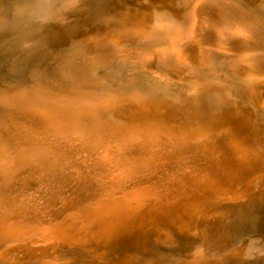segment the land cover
Returning <instances> with one entry per match:
<instances>
[{
	"label": "rangeland",
	"instance_id": "1",
	"mask_svg": "<svg viewBox=\"0 0 264 264\" xmlns=\"http://www.w3.org/2000/svg\"><path fill=\"white\" fill-rule=\"evenodd\" d=\"M86 1H4L1 6L3 11L0 12V95L16 92V87L34 89L39 86L41 89H47L48 92L50 90V93H67L73 99L77 97V92L84 90L83 92L87 91L86 94L90 93L88 96L92 94L91 97L96 99L99 97L98 100L103 98L102 104L98 107L102 109L101 113L116 125L142 123L147 117L152 121L169 123H175L178 119L177 124L193 130L195 135L201 133L199 138L193 136L191 145L186 142L181 144L179 141L178 147L180 148V145L182 147L178 148V151L181 154L175 155L172 151L168 158L166 157V162L161 165L159 163L161 161L157 160L154 177L146 179L152 185L166 184L165 191L161 192L169 197L170 202L175 201L177 197L178 202L174 205L178 207L183 204L180 209L182 212H176L180 207L172 210L174 207L172 206L170 211L173 213H168L165 207L169 204L163 202V212H152L153 214L144 215L145 217L142 216L140 220L134 215L111 231H97L94 228L96 230L94 233L93 229H87L90 233L83 235L81 242L77 241V244L62 240L58 242L55 239H52L54 243L52 246L48 242L47 245L46 242L35 239L30 241L24 238L15 241L16 238L8 230L2 234L0 241V249H6L4 254H0L2 261L0 263L40 264L38 261L44 258V261L50 263L53 259L50 257L56 255L58 264L59 262L60 264H264V211L253 214L245 210L246 206L255 208V201L264 198V109L245 99L246 87L241 83L234 84L231 76L233 72L224 66L225 60L228 59L227 62L230 63L242 55L241 43L234 44L230 38L235 35V28L243 25L244 29L240 35L249 34L250 49L258 51L260 53L258 59L263 62L258 64L259 60L255 58L256 66L252 68L256 71L263 70L260 76H264V0ZM198 7H202L204 15H207L209 20L213 18L211 22L214 19V21L226 19L228 24L223 23L227 26L226 29H221L218 24L216 26L229 35L227 43L230 48L216 47L214 38L205 33V30L209 29L207 21L197 20L196 23L203 32L197 36V39L203 41V47L210 53L214 52V55H209L213 60L189 62L167 55L169 62H179L180 66L169 65L166 69L168 72L166 70L162 72L164 75L166 73V79L154 74L156 71L150 72L148 68L138 64L136 59L140 53L154 61L156 55L154 51L148 50V44H156L159 50H163L162 44L166 40V32L172 29L174 21L183 20L188 12H194ZM90 18H94L91 23ZM246 26L252 32L246 31ZM209 37L212 39L210 40ZM180 38L183 44L191 45L189 42L191 39L187 34H183ZM116 39H123V45L115 43ZM210 53L200 55L205 56ZM45 64L49 67H45ZM247 69H249L247 66L241 71L233 68V74L241 81L249 76ZM196 87L200 89L198 93L194 92L197 91ZM48 92L43 90L41 94ZM112 102L114 106H111ZM6 107L7 105L0 103V120H4L0 121V134L9 138L7 141L11 143L14 131L17 129L21 131L23 142L28 141L26 138L32 139L35 134L37 138L34 136L35 141H31L30 144L32 147L41 145L44 136L49 134L48 127L37 124L39 128L38 126L32 128L25 125L29 115L33 116L30 114L32 106L21 104L16 107L19 109L17 113L21 112L24 116H22L24 119H21L23 122L21 127L20 123L16 125L11 122L15 113L9 112ZM72 109V112H79L83 117L94 118L88 108L86 109L89 111L83 108V112L78 106ZM35 118L37 122L46 121L41 115ZM83 121L84 119L79 120V124L83 127L93 125ZM98 128L104 130L105 125ZM29 133L31 137L28 136ZM76 136L72 134L68 138L75 140L73 142L75 144L81 137L82 143L83 136ZM57 137L63 136L60 134ZM35 142L40 143L38 145ZM10 143H7V146L0 145V148L8 154L7 159L0 158V165L5 161L8 165L12 163L16 167L13 168L14 175L11 173L9 177L10 181L7 179L6 183L2 182L0 176V187L3 183L0 188V200L2 199L5 204L9 198L14 204V201L21 200L20 196H22L21 198H26L25 200L33 205L37 204L34 207L45 208V211L43 209L36 211L38 210L36 208L32 212L34 208L32 206V210L25 213H29L28 216L31 215L33 218L37 217L39 225L48 218L55 223L61 224L62 221L67 223L65 219H68L69 213L91 204L95 196L103 199L109 196L107 193H100L97 188L100 181L97 183L94 180L93 183L92 173L79 175L80 179L77 176L75 169L79 165L84 170L83 173H86L90 164L88 154L83 151H86V148L71 146L68 158L62 159L64 164L59 162L58 167L55 165L56 169L52 168L46 172L42 165L39 166L40 162L34 163L33 158H27L29 155L19 154L22 149ZM233 143H236V146L237 144L244 146L243 153L235 155ZM62 146V143H54L52 147L54 152L62 155L64 152ZM9 155L11 159H8ZM133 156L140 157L139 154ZM56 163L57 161L50 164L55 167ZM18 164L20 166H17ZM102 164L110 165V162L103 160ZM135 166L139 169L142 167L139 163H135ZM29 168L34 170L36 168L37 171L32 169L34 171L32 172ZM206 176H211L213 184H210L211 180H206ZM99 178L104 184L109 179L105 175ZM215 187L219 189L218 191L226 193H216ZM239 191L241 194L235 195ZM191 203L194 207L198 203V207L202 210L195 212L193 205L192 207L189 205ZM143 210L137 211V214H142ZM241 214L243 217L248 216L245 220L242 217L244 221L249 219V222L257 225L247 234L236 235L224 224L232 218H240ZM26 217L21 220H27ZM194 220L202 223L195 225L196 229H192ZM61 226L64 227V224ZM45 244L46 250L43 255L40 254L42 251L40 248ZM197 249L203 251L205 256L201 255L200 260L195 261L191 257Z\"/></svg>",
	"mask_w": 264,
	"mask_h": 264
},
{
	"label": "bare ground",
	"instance_id": "2",
	"mask_svg": "<svg viewBox=\"0 0 264 264\" xmlns=\"http://www.w3.org/2000/svg\"><path fill=\"white\" fill-rule=\"evenodd\" d=\"M4 1L5 0H2V2H0L1 6L4 3ZM188 13L189 14H187V17H185L183 20L182 19L175 20L174 24L172 26V29H170V31H167L166 35L164 34L166 36L165 37L166 40L162 44L164 46L163 50H159L158 46L156 44H151V45L148 44V46H147L148 50L154 51L153 53H155L156 59L154 58L155 56H153L154 61L150 60L149 58L146 57L145 54L140 53V54H138V58L136 59V60H138L137 61L138 64H141L144 68H148L150 72L156 71L154 74H159L160 77H164L166 79V77H165L166 73L164 75V74H162V72H166L167 71L166 69L169 67V65L173 64V65H176L178 67L180 66L179 62H176V61L174 63L169 62L168 58H166L167 55H173L176 58L179 57V59L182 58V59L189 61V62H191V61H193V62L194 61H200V62L211 61L212 58H210L209 55L213 54L214 52L210 53L209 50H207L203 47V41L197 39V36L199 34L203 33L200 29V25L196 23L197 20L198 21H203V20L207 21L206 24H207V26H209V29L205 30L206 32L205 31L204 32L208 33L209 36L214 38V45L216 47H226V48L231 47L227 43V40H229V35L226 34L225 32H222L221 30H219V28H217V26H216V24H218L219 25L218 27H220L221 29H226L227 26L223 25V23H227L226 19H223L224 21L223 20L219 21L218 19H217L218 21H214L215 20L214 19L213 22H211V20L213 18L211 20H209V17L207 15H204V11H203L202 7L195 8L194 12L190 11ZM248 15H249V13H248ZM203 16H205V17H203ZM250 17H253V16H250ZM239 18H241V16ZM255 18H256V16H255ZM254 21H256V20H254ZM258 21H259V19H258ZM234 27H235V25H234ZM229 28H228V30H229ZM242 29H244V26L238 25L235 28L236 31H234V34H235L234 36H239V38H234V36L232 38H230V40L234 44L235 43L236 44L241 43L242 49H243L242 55H240L239 59H235V61H232V62L230 61V63L227 62L228 59L225 60L226 62L224 64V66L229 68L233 73H234L233 68L238 69L239 71L245 69L246 66L249 68V69H247L249 76L246 79L241 80L242 81L241 82L237 79L235 74L232 73V75H231L232 81L234 84H237V85L239 83L243 84V86L246 87L245 99H247L250 103L256 105L257 107L259 106L260 108L262 107V109H264V76L263 77L260 76V74L262 73L263 70L256 71L255 69L252 68L253 65L256 66V64H254V63H256L255 58L258 59L260 56V53L258 51L250 49L251 44H250V40H249V34L248 35H240V32L242 31ZM245 29L248 32L250 31L248 26H246ZM250 32H252V31H250ZM253 32H254V30H253ZM183 34H187L190 37V39H191L189 41L191 44L190 46L189 45L187 46V45L182 43L180 37ZM146 37H148V36H146ZM212 38H210V40ZM147 39H145V40H147ZM149 39H151V38H149ZM114 42L117 43L118 45H123V39H116V40H114ZM160 47H162V46H160ZM260 49H262V46ZM207 51H209V52H207ZM262 52H263V49H262ZM202 53H206V54L210 53V54L205 55V56L204 55L201 56L200 54H202ZM152 55H154V54H152ZM258 60H259L258 64H263V62L260 61V59H258ZM157 71H158V73H157ZM237 75H239V74H237ZM193 76H194V78H196L195 75H193ZM192 88H194V87H192ZM192 88H190V89H192ZM15 90H16V92H13L10 94L9 93H7V94L1 93V95H0V103L7 105L6 108H8V109H6V108L5 109L8 110L9 112L12 111L15 113V117L14 118L11 117L12 118L11 122L16 123V125H17V123H20L19 126L23 124L21 119L24 116L21 115V112H18L19 114L17 113V111L19 110L17 108L21 104L22 105L28 104V105L32 106L30 114L33 115V116H31V115H29V116L31 118H34V119L31 120L30 117H28V119L26 118L27 120H25V125L31 126L32 128L34 126L44 125V126L48 127V132H49L48 135L44 136V139H43L41 145L38 144L40 142H38V143L35 142L39 146L33 145L34 147H32V145L30 143L33 140L35 141L34 136L36 137L37 135L34 134L32 139L26 138V139H28V141L23 142V139H22L23 136L21 134V131L15 129V131H14L15 133L13 134L11 143L16 145L18 148L20 147V149H22L19 154L29 155L27 158H29V157L33 158L32 160L35 161L34 163H36V161L38 163L40 162L41 164L39 163V166L42 165L43 169L46 171L49 169L51 170L52 168L56 169L60 165L59 162H62L64 164L62 159L68 158L69 148L71 146L72 147L76 146L78 148L83 147V149L86 148L87 149L86 151L83 149L82 150L85 152V154H88V156H89L88 160L90 161V164H89V166H87V170H86L87 172L85 171L86 173H83L84 170L81 169V167L79 165L77 167V169H75L77 176L80 179L81 176H79V175H83V174L87 175L88 173H92L91 177L94 178L93 183H95V181L97 183H98V181H100V184H98V187H97L100 190V193L101 194L107 193V195H109V196L108 197L106 196L105 199H103L101 197L98 198V196H95L93 202L91 204L84 206V208H82V209L80 208L81 210L79 209V210L74 211L72 213L68 212L69 217H68V219H65V222L67 221V223H64V221H62L63 223L61 222V224H64V227H62L60 223L52 222V220L49 218L46 219L44 221V223H42V225H39V221L36 219L37 217L33 218L31 215L28 216L29 213L25 214L26 212L32 210V206L34 207L35 204L33 205L32 203L28 202V200H25L26 198H24V197L21 198L22 196H20L21 200H19V201L15 202L13 200L14 204L12 203V200L11 201L9 200V198H7L9 201L6 200L7 203H5V204L3 203V201H1L2 200L1 199L0 200V241L2 240V234L9 230L12 233V235L16 238L15 241L21 240L24 238H25V240L29 239L30 241H33L35 239L36 241L40 240L42 242H46L47 245L49 243V245H51V246L54 244L53 243L54 239L58 242L62 240L63 242H71V243L75 242L76 243L77 241L79 242L81 240V237L83 235H85L86 233H90L89 231L87 232V229H93L94 233H96V230L97 231H99V230L100 231H111L117 225L121 226V224H123V221L130 220L132 217H134V215H136L135 217L138 220H140L142 218V216L150 215L152 212L153 213H155V212L161 213V211L164 210L163 202H166L167 204H169L168 206L165 207L166 210H168V213H173L172 211H170L172 206H174L172 208V210L180 207L179 209H177L176 212H182V210H180V209L183 206V204H182V206H180L178 204L179 205L178 207L176 205H174L175 202H178V200H176L177 197H176V199L174 198L175 201L171 200L173 202L172 203V202L168 201L169 197H167L166 194L161 192V191H165V188H166L165 182H164L165 185H159V184H156V185L153 184L152 185L149 182H147L146 179H150L151 177H154L155 173H153V172H154V167L156 165L157 160L161 161V162L158 161L161 165V164H164L166 162L165 160L168 158L167 156L169 155V153H172V151L175 153V155L181 154L178 151V148H179L178 146L180 144V143H178L179 141L181 142V144H183V142H186L187 144L191 145L193 136H195L196 138H199V137H201V135H199L201 133L195 135L193 130L191 131V129H186L181 124H180L181 125L180 126L179 124L176 123L178 121V119L175 120V123L174 122L169 123L166 121H156V120L152 121L151 119H149L147 117L146 120H144L142 123H138V124L135 123V124L125 125V126L116 125V124H114V122L109 121V119L103 113H101L102 109H99V107H98L99 105L102 104L103 98H102V100H98L99 97L97 99L95 97H91L92 94H91V96H88V94H90V93L86 94L87 91L83 92L84 90L77 92L76 93V94H78L77 97L76 98L73 97V99L71 97H69L68 96L69 94H67V93H62V94L50 93V90L48 92L47 89H41V87H39V86H37L34 89L33 88L25 89L23 87H16ZM43 90H44V92H48V93L47 94L46 93L41 94V92H43ZM196 90L197 91L194 90V92L198 93V91L200 89H197V87H196ZM16 95H17V97H16ZM134 104L132 106H134ZM76 106H78V108H81L82 112H83V108H85V109L88 108L91 111L90 114L91 115L93 114L92 117H94V118H88L86 116L83 117V116H81V113L76 112V111L72 112L73 111L72 108H74ZM111 106H114V102L111 103ZM137 106H138V104H137ZM24 109H25V107H24ZM89 110H87V111H89ZM8 111H7V114L9 115ZM2 113L4 114V112H2ZM34 115L36 117H37V115L44 116L46 118V121L40 120L37 122ZM9 116H11V115H9ZM27 116H28V113H27ZM2 118H4V117H2ZM6 118H7V116H6ZM39 119H40V117H39ZM82 119H84V121H86V122L88 121V122L92 123L93 124L91 126L92 128L89 126L88 127L81 126L79 124V120H82ZM173 119H175V118H173ZM2 120L3 119H1L0 121H2ZM5 121H6V119H5ZM8 121H9V119H8ZM40 122H41V124H39ZM3 123L4 122H2V125L4 126ZM5 123H7V122H5ZM0 124H1V122H0ZM8 124H9V122H8ZM10 124H12V123H10ZM104 125H105L106 130L105 129L101 130L100 128H98L99 126H104ZM27 126H26V128H27ZM196 126L197 125H195V127ZM41 127H43V126H41ZM35 128H37V127H35ZM38 128H39V126H38ZM6 129L7 128L5 127V130ZM3 130H4V128H3ZM11 131H13V130H11ZM11 131H10V133H11ZM41 131H43V130H41ZM60 134L63 137L58 138L57 136ZM72 134H75V136L78 135V137L83 136V139H82L83 142L82 143L80 142L81 137H79V140H76V142L74 144L73 142L75 140H72V138L70 140V138H68V136L72 135ZM0 135H2V137H0L1 138L0 139V145L1 146L2 145L7 146V143H10L7 141L9 138L7 139L5 137V135H3V134H0ZM28 136L31 137L30 133ZM54 143L55 144L56 143H62V145H63L62 147L64 148V150H63L64 152L62 155L54 152L55 150L52 147L54 145ZM82 144H83V146H81ZM9 146H11V145H9ZM56 147H57V145H56ZM181 147L182 146L180 145V148ZM232 147H233L235 155L238 156L241 152L243 153L244 146H242V145L240 146V144L239 145L237 144V146H236V143H233ZM7 149H9V148H7ZM14 149H15V147H14ZM6 152L3 151V149L0 150V158L1 159L3 157L5 159H7L8 154ZM14 152H12V153H14ZM76 154H79V153H76ZM83 154H82V156H83ZM133 154H139L140 157L136 158L133 156ZM19 158H21V157H19ZM8 159H11L10 155H9ZM245 159H247V158H245ZM23 160H24V158H23ZM103 160L109 161L110 165H103L102 164ZM20 161H22V160L20 159ZM56 161H57V163L54 164V166L56 165L57 167L56 166L53 167L50 163L51 162L55 163ZM15 162L16 161H14V164H15ZM5 163L6 162L3 161L2 164L0 165V176L2 178L1 179L2 182L6 183L7 179H9L11 173L12 174L14 173L13 168L16 166H14L11 162H9V163H11V165H13V166L8 165L7 163L5 164ZM135 163H139L142 166L141 169L136 168ZM32 165H34V164H32ZM17 166H20V165L18 164ZM36 166H37V164H36ZM42 166H41V168H42ZM49 166H50V168H49ZM32 169L34 170V168H32ZM32 169L29 168V170H31L32 172L37 171L36 168L34 171ZM59 169L60 168H58L57 170L59 171ZM61 169H62V165H61ZM31 171H30V174L32 173ZM21 173H23V172H21ZM36 173H38V172H36ZM53 173H54V171H53ZM17 174H18V172H17ZM23 174H25V173H23ZM23 174H20V175H22V176L26 175V174L25 175H23ZM101 175H105L107 178H109L108 182H106V184H104L100 180L99 176H101ZM28 176H29V174H28ZM210 178H211V176H209V177L206 176V180L210 181L211 180ZM46 180H47V178H46ZM9 181H10V179H9ZM9 181H8V183H11ZM22 181H24V180H22ZM29 181H30V178H29ZM38 181H40V180H38ZM210 184H213L212 180H211ZM173 185H175V184H173ZM2 186H3V183H2ZM7 186L9 187V184ZM30 186H31V184H30ZM209 186H211V185H209ZM31 187H33V186H31ZM10 189H11V187H10ZM178 189H179V187H178ZM5 190H7V189H5ZM218 190L219 189H217L215 187L216 193H218V192H221L220 194L226 193V192L222 193L223 191H218ZM7 191H9V190H7ZM25 192H23V193H25ZM28 194L29 193H27V195ZM239 194H241V191L235 193V195H239ZM17 198H19V197H17ZM172 199H173V197H172ZM255 202H256L255 208L246 206L245 210L249 211L250 213H253V214L255 212H257V214H258L259 211H264L260 205L261 199L260 200L258 199ZM197 204L195 205V207H194V204H192V203L189 205L191 207L193 205L195 212L197 210H199L198 212H200L202 210V208L200 209L198 207L199 205H197ZM41 205H42V203H41ZM35 206H37V204ZM187 207H189V206H187ZM36 208L37 207H34L32 212H34V209L36 210ZM37 209L38 210H36V211H39V210L41 211V209H43L45 211V208L40 207V206H38ZM142 210H143L142 214H137L138 213L137 211L142 212ZM47 211H48V209H47ZM38 214H40V212ZM64 214H62V215H64ZM46 215H47V213H46ZM242 215L243 214H241L240 218H232L224 224L227 229L233 230L236 233V235L247 234V233H249V231L251 229H255V227L257 225V223L249 222V219H248V221L246 220L247 222L244 221L245 218L248 216L245 217V215H244V217H243ZM24 217H26L27 220L24 219L25 221H22L21 219H23ZM48 217H49V215H48ZM242 217L244 220L242 219ZM12 218H14V219H12ZM178 221H180L179 218H178ZM182 224H183V222H182ZM198 224H202V223L198 222L197 220H194V222L192 223V229L197 227L195 225H198ZM125 226H128V225L125 224ZM100 234H103V233L100 232ZM94 235L96 237V234H94ZM104 237H105V235H104ZM99 238H101V237H99ZM84 240H86V239H84ZM92 240H94V239L92 238ZM46 244L40 248V251L42 250L40 252V254L43 253V255H45L44 253L46 250ZM4 251H6V249L1 248L0 254H2V253L4 254ZM202 252L203 251H200V249L199 250L197 249L196 251H194V253H193L194 255L191 258L192 259L194 258L195 261L200 260L201 255L205 256L204 253H202ZM57 257L58 256H56V255H52V257H50V258H53V259L50 263L47 260L44 261L45 258L40 259L38 262L40 264H58L56 262V260H58ZM204 261H205V259H204ZM0 262L2 263L1 258H0ZM206 262H207V260H206ZM59 264H60V262H59Z\"/></svg>",
	"mask_w": 264,
	"mask_h": 264
},
{
	"label": "water",
	"instance_id": "3",
	"mask_svg": "<svg viewBox=\"0 0 264 264\" xmlns=\"http://www.w3.org/2000/svg\"><path fill=\"white\" fill-rule=\"evenodd\" d=\"M90 0H87L86 2H89ZM0 2H2V0H0ZM3 10H2V8H1V4H0V12H2ZM6 12V11H5ZM94 18H90V23L92 22V21H94L93 20ZM88 21V20H87ZM253 66H255V65H253ZM45 67H49V65L47 64H45ZM50 69H52L51 67H50ZM260 205H261V207H262V209L264 210V198H261V202H260ZM254 229H251L249 232H251V231H253Z\"/></svg>",
	"mask_w": 264,
	"mask_h": 264
}]
</instances>
